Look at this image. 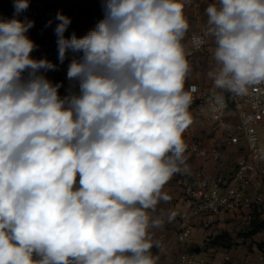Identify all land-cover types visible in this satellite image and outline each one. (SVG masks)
<instances>
[{
    "label": "clouds",
    "instance_id": "9594fccd",
    "mask_svg": "<svg viewBox=\"0 0 264 264\" xmlns=\"http://www.w3.org/2000/svg\"><path fill=\"white\" fill-rule=\"evenodd\" d=\"M28 6L15 0L14 17L0 20V264H157L149 229L164 219L149 210L187 171L183 133L197 91L185 90L184 3L103 0L104 18L83 37H66L71 18L58 12V59L80 54L64 96L44 74L57 66L30 55L34 21L17 18ZM205 11L214 86L246 95L264 85V0Z\"/></svg>",
    "mask_w": 264,
    "mask_h": 264
},
{
    "label": "built area",
    "instance_id": "2783aa9c",
    "mask_svg": "<svg viewBox=\"0 0 264 264\" xmlns=\"http://www.w3.org/2000/svg\"><path fill=\"white\" fill-rule=\"evenodd\" d=\"M197 6L194 3L193 7ZM196 38L204 42L197 46ZM182 44L188 55L204 50L208 40L203 29L189 23ZM53 62L60 70L67 92L70 84L67 70L71 61ZM192 86L197 89L192 93V104H205L209 108L214 134L219 136L206 146L191 135L189 125L183 133L187 146V171L181 166L182 171L173 174L165 184L176 188L179 194L174 221L175 235L183 251L177 264H207L210 259L208 243H204L199 252L190 251L185 245L195 239L198 231L208 233L206 241H209L216 225L227 215H231L243 239L251 234L255 223H264V85L251 86L246 95H236L231 99L220 93H211L196 83L185 85V90ZM217 96L223 97V105L215 103ZM229 113L237 115L235 123L227 120ZM229 147H236L238 153L232 167L225 159ZM211 162L214 166L210 173ZM254 254L258 255L260 263L264 261V252L254 246L246 251L240 262L226 253L217 264H248Z\"/></svg>",
    "mask_w": 264,
    "mask_h": 264
},
{
    "label": "crops",
    "instance_id": "0c3cea01",
    "mask_svg": "<svg viewBox=\"0 0 264 264\" xmlns=\"http://www.w3.org/2000/svg\"><path fill=\"white\" fill-rule=\"evenodd\" d=\"M101 1L103 2V0ZM182 2L184 3V15L187 21L206 32L208 17L205 9L209 4L218 3V0H182ZM194 3H197L198 6L193 7ZM206 37L208 40V46L204 50L193 52L188 55L185 54L189 63V72L185 80V85L196 83L211 93H220L227 99H231L236 96V94L228 92L227 90L217 89L214 86V82L208 77V72L216 68L217 65L214 60L216 45L212 38L208 36ZM185 45L187 47V41ZM79 55V53H75L76 57ZM58 73H60V70ZM54 75L55 72L50 76L54 77ZM189 113L192 118V123L190 124L191 135L202 140L204 145L209 146L213 139L219 136L217 133L214 134V124L211 119L209 108L205 104H191L189 106ZM227 120L235 123L238 120V117L234 113H229ZM226 154L232 158V160H228V157H225L228 166H234L238 155L237 148L229 147ZM213 166L214 162H211L209 164L210 173L213 171ZM78 179L79 177H77V180ZM162 192L169 195L171 199L167 202L160 201L155 212L149 210L150 216L153 218L158 217L163 213L164 219V224L161 228L149 229L152 239L159 243V247L154 246L151 252L153 256L159 258L157 264H177L180 253L183 251V246L175 235V218L169 222L167 216L171 211L177 213L179 207V203L177 202V200H179V194L176 188L172 186L169 187L168 185L162 189ZM256 224L257 223L253 225V229ZM216 227L217 228L215 229V232L211 234L209 241H206L208 233L203 231L205 235L203 232L199 233L198 237L185 245L188 248L193 247V245L201 247L204 243H208L210 247V259L207 264H217L226 253H229L236 261L240 262L245 256L246 251L254 246L264 252V227L253 234L247 235L245 239H243V236L237 232L236 226L231 219V215L225 216ZM248 264H264V261L260 263L258 255L254 254L252 260Z\"/></svg>",
    "mask_w": 264,
    "mask_h": 264
},
{
    "label": "rangeland",
    "instance_id": "374dc122",
    "mask_svg": "<svg viewBox=\"0 0 264 264\" xmlns=\"http://www.w3.org/2000/svg\"><path fill=\"white\" fill-rule=\"evenodd\" d=\"M2 7H3V3H0V9H2ZM34 7H38L37 9H35L37 11H34L32 9L31 11L34 14L31 16L25 17L28 20L34 21V26L27 33L29 38L31 40H33L35 42V45H36V48L34 49V51L30 55L35 59L46 58L49 61H51L53 64H55L53 61L59 60L58 59L57 43H56L57 38H54V37H56L54 29L56 27V24L58 23V21L56 22L55 17H56V14L58 12H61L62 14L67 16V12L56 11L53 7L45 8L43 3H41V2H35ZM41 7H44V8H42L43 10H40ZM12 15L14 17L15 7L12 9V12L9 13L8 20L11 19ZM20 15H21V13H20ZM103 15H104V12H103ZM25 18H23L21 20H24ZM0 20H2V19H0ZM50 20L52 21V24H51V26H48V21H50ZM78 23H79V26H77L75 28L70 27L68 31L72 30V28H74V29H86L88 27L86 25V20H84V19H81V22H78ZM46 41L49 43H45ZM74 57H76L75 53L69 54L66 56L65 60L71 61ZM58 71H59V69L56 68L55 70L47 71L44 74L53 83H61L62 84V79L60 76L61 73H58ZM54 72H55L54 77L50 76L51 74L53 75ZM48 75H49V77H48ZM59 93L61 96H64L67 94V92L64 90L63 84H62V87L59 89ZM227 157H228V160L229 159L232 160V158H230L229 155H227ZM202 232L203 231H199L197 233L196 237H198V234L202 233ZM204 235H205V233H204ZM192 249H193V247H189L190 251Z\"/></svg>",
    "mask_w": 264,
    "mask_h": 264
},
{
    "label": "trees",
    "instance_id": "16d2710c",
    "mask_svg": "<svg viewBox=\"0 0 264 264\" xmlns=\"http://www.w3.org/2000/svg\"><path fill=\"white\" fill-rule=\"evenodd\" d=\"M35 2L43 3L45 8L53 7L56 11L67 12V16L71 18V24L69 28H75L79 26L78 22H81V19L86 20V25L88 26L86 29L72 28V30L68 31V28V30L65 32L66 37L71 36L73 32H75L77 37H83L88 31L92 30L100 20L104 18L102 7L103 2L101 0H28V8L23 10L21 15L19 14L17 18L23 19L27 16L33 15L34 13L31 10L33 9L34 11H37L35 9L38 8L34 7ZM0 3H3L2 9H0V19L8 20L9 13L12 12V9L14 8L15 0H0ZM44 7H41L40 10H43L42 8ZM12 18L13 15L11 19ZM45 43L49 42L46 41ZM69 54L73 53L69 51L67 55ZM262 227H264V223H257L255 228L251 231V234L257 232Z\"/></svg>",
    "mask_w": 264,
    "mask_h": 264
},
{
    "label": "water",
    "instance_id": "95a60500",
    "mask_svg": "<svg viewBox=\"0 0 264 264\" xmlns=\"http://www.w3.org/2000/svg\"><path fill=\"white\" fill-rule=\"evenodd\" d=\"M200 249H201V247L195 246V247H193V249L191 251H193V252H199Z\"/></svg>",
    "mask_w": 264,
    "mask_h": 264
}]
</instances>
